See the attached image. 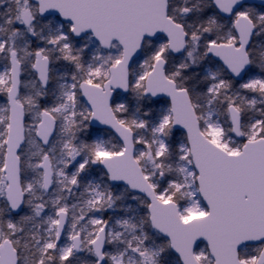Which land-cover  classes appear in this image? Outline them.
I'll use <instances>...</instances> for the list:
<instances>
[{
	"label": "snow or ice",
	"instance_id": "1",
	"mask_svg": "<svg viewBox=\"0 0 264 264\" xmlns=\"http://www.w3.org/2000/svg\"><path fill=\"white\" fill-rule=\"evenodd\" d=\"M0 264H264V0H0Z\"/></svg>",
	"mask_w": 264,
	"mask_h": 264
},
{
	"label": "rangeland",
	"instance_id": "2",
	"mask_svg": "<svg viewBox=\"0 0 264 264\" xmlns=\"http://www.w3.org/2000/svg\"><path fill=\"white\" fill-rule=\"evenodd\" d=\"M204 245L203 244H200V247H203Z\"/></svg>",
	"mask_w": 264,
	"mask_h": 264
}]
</instances>
